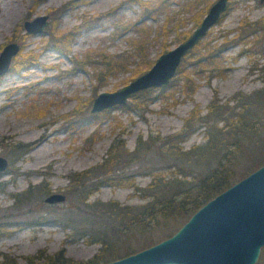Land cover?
I'll use <instances>...</instances> for the list:
<instances>
[{
  "label": "rangeland",
  "instance_id": "rangeland-1",
  "mask_svg": "<svg viewBox=\"0 0 264 264\" xmlns=\"http://www.w3.org/2000/svg\"><path fill=\"white\" fill-rule=\"evenodd\" d=\"M214 1L0 0V9L19 10L11 23L2 25L5 16H0V52L8 43L19 46L9 71L0 76V156L9 162L0 174V185L5 187L0 191V262L7 255L25 264L28 257L39 255L35 262L42 264L46 256L63 249L74 264H89L101 248L97 238L87 242L65 229L67 223L87 226L93 220L78 201L80 189L72 182V174L101 162L117 138L131 151L138 136L179 131L190 110L198 106L204 114L214 95L226 102L264 86V36L249 49L253 36L238 29L245 21L264 19V0H229L224 17L199 43L201 52H215L219 69L189 64L162 92L157 88L129 99L128 108L91 112L100 92H112L133 79L141 60L136 49L139 40L145 41V59L152 66L162 53L182 42L184 34H191ZM39 16L47 17L42 32H26L24 22ZM49 31L54 36L71 33L69 48L52 43ZM101 52L122 59L125 67L103 76L101 64L96 69L92 64L98 58L87 55ZM33 55L35 63L17 64ZM76 60L87 61L81 65ZM203 130L196 128L182 147L203 144ZM19 143L30 149L11 164L12 147ZM244 169L238 168V174ZM42 182L48 185V194L29 208H12V194ZM91 182L95 180L86 184ZM133 182L145 187L150 176L135 175ZM52 193L63 194L65 200L45 203ZM111 200L125 205L143 201L132 187L110 185L99 186L87 199ZM97 222L96 230H101L103 224ZM256 264H264V248Z\"/></svg>",
  "mask_w": 264,
  "mask_h": 264
},
{
  "label": "trees",
  "instance_id": "trees-1",
  "mask_svg": "<svg viewBox=\"0 0 264 264\" xmlns=\"http://www.w3.org/2000/svg\"><path fill=\"white\" fill-rule=\"evenodd\" d=\"M223 17L224 15L221 19ZM244 24L238 29L240 33L244 29L248 30L247 37L253 36L248 42L250 49L264 36V19L245 21ZM122 26L126 27L123 23ZM240 33L237 35H241ZM49 34L52 43L63 50L69 48L72 41L71 33L54 36L53 31H49ZM186 38L187 35L184 34L180 40ZM144 43V40H139L136 44L137 55L141 60L133 70L131 76L133 79L151 66L145 59ZM199 43L183 58L177 74L183 73L189 64L205 67L211 65L213 70L219 69L216 59L214 60L215 52H201ZM87 55L89 59L98 58L92 64L95 69L97 64H101L100 73L103 72V76L126 65L122 59L113 58L106 52ZM86 61L76 60V63L84 65ZM30 63H35L34 55L17 62L18 65ZM95 76L98 79V74ZM176 76L167 86L158 88L160 92L171 86ZM153 90L157 89L139 91L130 100L146 96ZM231 101L234 102L233 105L229 104ZM115 107L129 106L127 103ZM92 117L96 118V114H92ZM198 127L204 128L205 142L194 144L185 150L182 143ZM29 149L25 143L14 145L11 164ZM263 164L264 86L253 94H238L226 102H221L218 96L214 95L204 114L198 106L190 110L184 117L179 131L165 136L158 133L149 134L146 138L138 136L131 151L125 146L124 140L117 138L110 144L101 162L83 172L73 173L72 182L80 189L78 201L85 205L87 213L93 220L87 226L67 223L65 229H69L71 235L86 238L87 242L97 238L101 248L89 260V264L110 262L171 236L206 202ZM244 167V172L238 174V168L243 170ZM138 174L150 176V182L145 187L134 184V176ZM91 180L95 182L87 185L86 182ZM101 185L132 187L143 201L135 205H125L115 200L88 202L92 191ZM4 188L0 185V191ZM49 192L48 185L43 182L37 186L27 187L11 195L12 208L14 210L29 208ZM37 199L39 200L36 201ZM98 219L103 224L101 230H96ZM155 237L156 241H153ZM39 257L30 256L25 264H37L35 260ZM3 259L0 264H19L7 255ZM42 264H74V261L61 249L46 256Z\"/></svg>",
  "mask_w": 264,
  "mask_h": 264
},
{
  "label": "water",
  "instance_id": "water-1",
  "mask_svg": "<svg viewBox=\"0 0 264 264\" xmlns=\"http://www.w3.org/2000/svg\"><path fill=\"white\" fill-rule=\"evenodd\" d=\"M229 8V0H215L199 25L174 48L162 53L154 64L130 82L112 92H100L91 112L126 105L136 93L163 88L178 72L183 58L215 26ZM47 17L25 21L30 34H40ZM19 51L8 43L0 52V76L9 71L11 59ZM8 160L0 156V172ZM65 196L52 193L44 202H62ZM264 247V164L210 199L171 236L130 255L103 264H256Z\"/></svg>",
  "mask_w": 264,
  "mask_h": 264
},
{
  "label": "bare ground",
  "instance_id": "bare-ground-1",
  "mask_svg": "<svg viewBox=\"0 0 264 264\" xmlns=\"http://www.w3.org/2000/svg\"><path fill=\"white\" fill-rule=\"evenodd\" d=\"M19 12L18 9L13 7H7V8H1L0 9V16H5V18L2 21V25L6 22L11 23L12 17L15 16Z\"/></svg>",
  "mask_w": 264,
  "mask_h": 264
}]
</instances>
